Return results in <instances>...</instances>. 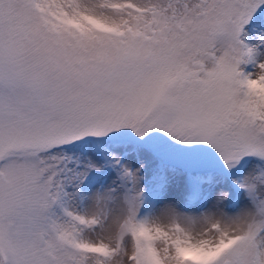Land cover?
<instances>
[{
	"label": "snow or ice",
	"instance_id": "1",
	"mask_svg": "<svg viewBox=\"0 0 264 264\" xmlns=\"http://www.w3.org/2000/svg\"><path fill=\"white\" fill-rule=\"evenodd\" d=\"M0 264H264V0H0Z\"/></svg>",
	"mask_w": 264,
	"mask_h": 264
}]
</instances>
